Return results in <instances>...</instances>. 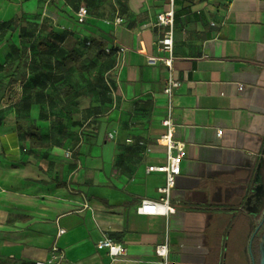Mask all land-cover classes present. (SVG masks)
<instances>
[{"label":"crops","instance_id":"obj_1","mask_svg":"<svg viewBox=\"0 0 264 264\" xmlns=\"http://www.w3.org/2000/svg\"><path fill=\"white\" fill-rule=\"evenodd\" d=\"M19 5V14L39 9L37 0ZM100 6L84 34L104 50L127 51L99 58L88 85L68 69L52 70L47 85L39 72L27 83L30 69L12 66L21 36L18 50L9 42L19 14L0 16V264L46 261L55 243L61 264H163L156 248L166 241L168 264H229V227L242 224L234 211L252 180L257 194L264 165V0H176L172 71L148 64L169 57L160 51L169 29L156 26L166 1ZM170 76L181 84L171 104L186 156L171 195L175 213L145 216L138 207L159 200L165 184L148 169L168 158L159 140ZM107 238L127 256L113 261L98 250Z\"/></svg>","mask_w":264,"mask_h":264},{"label":"rangeland","instance_id":"obj_2","mask_svg":"<svg viewBox=\"0 0 264 264\" xmlns=\"http://www.w3.org/2000/svg\"><path fill=\"white\" fill-rule=\"evenodd\" d=\"M30 1L32 0H0V8L5 6L0 16H15L21 10L19 4ZM37 1L39 2V9L36 12L19 14L13 18V22L9 25L8 29L11 32L9 42L16 49L14 40L17 38L15 39V37L21 36V50L17 49L19 54L13 60L15 64L12 63V66H15L16 61L20 60L25 68L30 69L31 73L27 71L25 74L27 83H30L32 77L39 72L44 77L43 83L47 85L50 82L48 76L52 70H55L59 75L67 69L74 72L75 81L78 84L88 85V83L96 81L95 71L98 70L96 66L100 65L99 51L95 40L88 38V34H84V32L96 26L94 18L99 16L101 12L102 0ZM83 6L89 9L92 19L81 25L77 21L76 12ZM60 35H65L63 43L57 38ZM44 45L48 47V50L43 49ZM87 74L89 75L88 79L86 78ZM48 91L50 92V89ZM81 91L87 94L89 87ZM73 99H77V96L73 95ZM73 102L72 100L71 103ZM66 109L69 110L67 115L76 124L77 113L74 111L75 109L73 107Z\"/></svg>","mask_w":264,"mask_h":264},{"label":"built area","instance_id":"obj_3","mask_svg":"<svg viewBox=\"0 0 264 264\" xmlns=\"http://www.w3.org/2000/svg\"><path fill=\"white\" fill-rule=\"evenodd\" d=\"M21 1V0H19ZM166 1L169 5L167 12L161 13L157 16L156 26L166 27L169 30L165 34V38L161 41L160 51L167 53L168 58L162 57H149L148 64L150 66L164 65L173 70V55H174V26L176 20V0H162ZM76 18L79 24H86L90 18V11L87 7H80L76 12ZM121 19H117L116 25L122 24ZM90 45V43H89ZM127 51L124 47H112L105 50L107 55L120 56ZM164 93L169 96L170 104L168 108L167 117L163 120L162 125L166 132L161 136L159 142L167 148V162L161 166H151L148 172H157L165 175V184L159 189L161 195L157 201L145 200L138 207L137 212L145 216H169L175 213V208L171 205L172 190L177 185V179L182 174V163L186 156L185 145L175 139V124L173 121V108L171 97L174 89H178L181 84L173 79L172 76L165 83ZM243 88L241 87V90ZM221 134V133H220ZM66 156L71 158L72 152H67ZM66 231L59 229L58 237H62ZM97 249L105 251L106 254L116 261L120 257H125L128 254V249L125 245L118 243L110 238H107L97 244ZM170 244L166 241L156 248V255L163 264L169 263ZM65 260L64 252L60 249L58 244H54L51 254L46 261L37 262V264H61Z\"/></svg>","mask_w":264,"mask_h":264},{"label":"flooded vegetation","instance_id":"obj_4","mask_svg":"<svg viewBox=\"0 0 264 264\" xmlns=\"http://www.w3.org/2000/svg\"><path fill=\"white\" fill-rule=\"evenodd\" d=\"M260 176L257 194L249 192L234 211L242 224L229 227V264H264V165Z\"/></svg>","mask_w":264,"mask_h":264},{"label":"trees","instance_id":"obj_5","mask_svg":"<svg viewBox=\"0 0 264 264\" xmlns=\"http://www.w3.org/2000/svg\"><path fill=\"white\" fill-rule=\"evenodd\" d=\"M13 22V21H12ZM58 39H59V41L61 42V43H63L64 41H65V35H60V36H58L57 37ZM96 44V46H97V48H98V51H99V53H98V58H103L105 55H107L106 54V52H105V50H104V48H103V44L102 43H99V42H96L95 43ZM43 49H47L48 50V47H46L45 45H44V47H43ZM107 56H111L112 57V55H107ZM47 77V76H46ZM50 77V80H51V76H48V78ZM78 96H80L79 94H78ZM30 130H37L35 127H30V129H29V131ZM31 138H33V135H31Z\"/></svg>","mask_w":264,"mask_h":264},{"label":"water","instance_id":"obj_6","mask_svg":"<svg viewBox=\"0 0 264 264\" xmlns=\"http://www.w3.org/2000/svg\"><path fill=\"white\" fill-rule=\"evenodd\" d=\"M255 186H256V182H255V180H252L251 184H250V190H249L250 193H252V191H253L252 187H255Z\"/></svg>","mask_w":264,"mask_h":264}]
</instances>
